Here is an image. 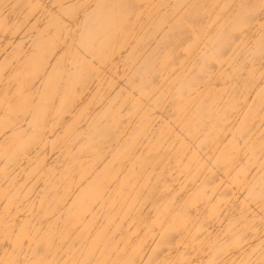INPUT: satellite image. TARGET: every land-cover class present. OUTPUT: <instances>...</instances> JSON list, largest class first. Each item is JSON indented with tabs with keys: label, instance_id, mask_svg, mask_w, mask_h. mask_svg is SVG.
I'll return each mask as SVG.
<instances>
[{
	"label": "bare ground",
	"instance_id": "bare-ground-1",
	"mask_svg": "<svg viewBox=\"0 0 264 264\" xmlns=\"http://www.w3.org/2000/svg\"><path fill=\"white\" fill-rule=\"evenodd\" d=\"M0 264H264V0H0Z\"/></svg>",
	"mask_w": 264,
	"mask_h": 264
}]
</instances>
